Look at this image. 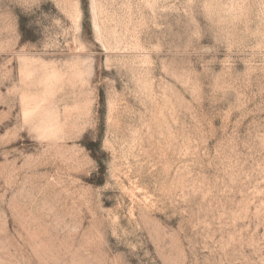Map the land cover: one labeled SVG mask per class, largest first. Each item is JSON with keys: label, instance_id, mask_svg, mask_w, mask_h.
Returning a JSON list of instances; mask_svg holds the SVG:
<instances>
[{"label": "rangeland", "instance_id": "1", "mask_svg": "<svg viewBox=\"0 0 264 264\" xmlns=\"http://www.w3.org/2000/svg\"><path fill=\"white\" fill-rule=\"evenodd\" d=\"M0 264H264V0H0Z\"/></svg>", "mask_w": 264, "mask_h": 264}]
</instances>
